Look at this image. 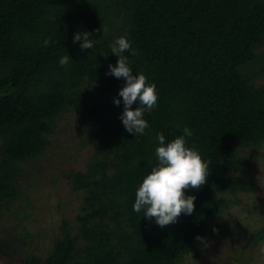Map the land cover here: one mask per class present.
<instances>
[{"label": "trees", "instance_id": "obj_1", "mask_svg": "<svg viewBox=\"0 0 264 264\" xmlns=\"http://www.w3.org/2000/svg\"><path fill=\"white\" fill-rule=\"evenodd\" d=\"M83 31L93 33L94 49L73 42ZM121 36L137 51L124 53L134 74L157 85L143 135L119 118L126 81L107 75L119 59L110 46ZM64 55L70 60L61 67ZM263 77L264 0H0V224L63 115L76 114L92 145L84 168L63 175L80 197L75 224L62 220L44 257L20 254L15 241L21 264H180L197 236L226 234L227 224L209 221L233 207L223 195L253 190L234 172L253 167L264 145ZM185 127L193 133L187 146L211 162L210 175L186 192L196 197L194 212L161 228L133 210L135 194L158 164L157 135L167 144ZM249 239H264V228Z\"/></svg>", "mask_w": 264, "mask_h": 264}, {"label": "rangeland", "instance_id": "obj_2", "mask_svg": "<svg viewBox=\"0 0 264 264\" xmlns=\"http://www.w3.org/2000/svg\"><path fill=\"white\" fill-rule=\"evenodd\" d=\"M259 83H264V77ZM48 139L49 147L35 163L27 166L28 171L20 179L23 196L3 216L0 264H21V258L14 254L15 241L22 247L19 250L22 255L26 250L46 256L61 235L62 220L75 224L80 197L72 192L63 175L84 168L92 153L89 133L78 124L76 114L68 113L58 120ZM251 159L253 167L248 171L237 170L234 175L249 182L253 190L223 195L234 202L233 207L209 221L210 226L227 224L228 232L208 233L204 238L210 245L205 248L197 241L194 250L180 264H264V239L257 243L249 239L253 232L264 228V145ZM17 211L23 213L17 215ZM24 233L30 236L27 245L18 242Z\"/></svg>", "mask_w": 264, "mask_h": 264}, {"label": "clouds", "instance_id": "obj_3", "mask_svg": "<svg viewBox=\"0 0 264 264\" xmlns=\"http://www.w3.org/2000/svg\"><path fill=\"white\" fill-rule=\"evenodd\" d=\"M99 31L97 29V33ZM92 34L87 31L77 32L73 42L82 41L81 50L94 49L96 41L90 39ZM50 43V40L44 41L45 46ZM110 47L119 59L116 65H109L107 75L126 81L118 94L124 104V111L119 118L127 132L135 136L143 135L150 126L144 118L145 113H151L159 100L157 85L149 83L143 72L134 74L129 57L124 53L130 51L135 56L137 51L132 48L127 37L121 36ZM69 60V55L62 56L59 59L60 66H66ZM137 102L139 107L134 109L133 105ZM114 103L119 106L121 100L116 98ZM192 135L191 129L185 127L183 135L165 144L164 134L159 133V146L155 149L158 164L146 175L136 191L133 210L137 213L143 210V217L149 221L155 220L161 228L177 223L181 215H191L195 210L196 197L186 195L187 190L201 189L208 182L211 162H206L195 147L187 146L186 137ZM195 239L202 247L210 245L204 237L197 236Z\"/></svg>", "mask_w": 264, "mask_h": 264}]
</instances>
